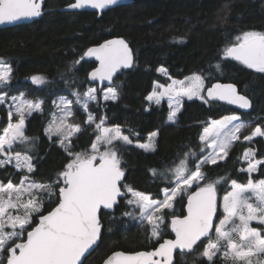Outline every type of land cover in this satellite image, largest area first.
Here are the masks:
<instances>
[{"label":"trees","instance_id":"obj_1","mask_svg":"<svg viewBox=\"0 0 264 264\" xmlns=\"http://www.w3.org/2000/svg\"><path fill=\"white\" fill-rule=\"evenodd\" d=\"M71 2L45 0L40 18L0 28V59L7 61L13 69L12 79L5 88L7 94L22 92L26 97L41 98L43 102L41 112H33L25 119V134L36 138L35 150L28 153L34 165L29 177L49 183L65 170L70 157L55 139L50 140L44 132L52 100L58 95L72 97L73 92H84L92 86L88 74L95 62L80 58L90 46L109 37L121 36L132 49L134 64L113 80L118 98L90 104L89 110L94 114L95 122L106 118L105 126L119 125L131 140L143 141L150 133H157L152 151L123 142L116 144L124 172L122 188L130 186L160 199L162 190L170 185L166 180L154 177L151 170H163L189 150L197 152L200 158L205 156L209 149L202 154L199 149L203 146L200 136L206 122L232 112L246 120L257 119L241 131L240 140L233 143L224 160L204 166L202 171L206 173V180L201 181L200 186L224 178L227 182L217 184L219 200L230 190L231 180L246 183L249 174L242 171L248 166V161L243 159L244 151L253 149V159H264L263 137L251 141L243 139L253 126L264 121V73L249 69L231 58H222V50L244 32L264 33V0H131L102 13L63 11L62 8ZM181 37L183 40L179 39ZM218 63L219 71L215 67ZM160 67L166 68L172 79L201 74L205 77V88L216 80L233 82L251 99L252 108L248 112H239L219 102L206 104L198 98H184L176 121L167 122V101L161 99L157 105L147 100L155 83L166 84L169 81L157 71ZM34 75L42 76L45 83H31L29 78ZM0 111L3 114L1 133L7 124V114L3 108ZM85 117L80 107H75L73 119L80 124L81 131L71 139L74 153H89L98 135L94 124L85 123ZM13 150L20 151L21 147L15 145ZM23 174L25 171L16 170L11 165L0 167V182L11 180L17 183ZM251 176L254 180L264 178L259 170ZM196 187L178 196L173 208L165 210L167 228L159 241L170 236V219L184 213L186 196ZM126 197L119 200L113 211H101L103 227L100 241L82 264H99L114 250H148L157 245L156 240L147 238L144 226L122 215L125 211H133L126 205ZM57 202L55 196L51 200L46 198L42 214ZM38 217V214L33 215L31 227ZM206 241L204 239L183 256L177 255L175 264H208L204 258L196 256ZM215 264L224 262L216 259Z\"/></svg>","mask_w":264,"mask_h":264},{"label":"snow or ice","instance_id":"obj_2","mask_svg":"<svg viewBox=\"0 0 264 264\" xmlns=\"http://www.w3.org/2000/svg\"><path fill=\"white\" fill-rule=\"evenodd\" d=\"M43 0H0V25L14 24L18 21L42 15ZM117 3V0H74L69 8L81 9L86 6L94 9H105ZM227 7V5H225ZM183 40V37L179 38ZM95 57L99 67L91 73V79L112 81L120 68L133 64L132 51L123 39L105 41L97 47L88 48L80 59ZM222 58L239 61L249 69L264 73V33L244 32L227 44L222 50ZM75 63H79L76 61ZM216 69L219 71L220 64ZM158 72L167 75V69L160 67ZM12 67L0 63V85H7L12 79ZM31 80L36 85L45 83L42 76L34 75ZM162 89V90H160ZM205 77L193 73L183 80L172 79L168 85L155 84L147 100L157 105L161 99L168 98L170 112L168 122H175L181 109V100L187 97L199 98L204 103L226 101L249 109L251 101L238 93L234 84L215 83L206 89ZM75 103L87 112L89 102L97 100V89L88 88L84 92H75ZM118 92L115 87L103 90L104 100H116ZM6 94H0V104L6 102ZM9 118L14 113L18 122H9L0 135V167L12 164L16 169L34 171L32 156L29 151L35 150V139L25 134V116L33 111H42V101H30L21 96L11 98ZM73 100L62 98L56 105L59 115L53 114L46 132L51 139L58 138L60 146L70 157L65 170L57 174L53 182L39 183L29 176L21 178L19 184L11 180L7 184L0 182V264H82L81 258L96 244L101 235L102 209H115L119 199L131 194L125 203L133 211L122 213L125 217L138 220L145 227L147 238L159 243L161 225L164 224L165 210L173 208L178 196L197 185L196 190L187 197V215L174 216L171 229L175 239H164L152 251L134 253L115 252L107 258L105 264H174V251L181 254L193 251L203 239H208L203 252L208 264H215L217 257L224 264H264V178L254 180L252 173L262 171L264 159H253V149H246L243 159L248 166L242 171L249 174L246 183L231 180V190L222 198V216H218L217 184L224 178H217L200 186L206 180L202 171L205 165L216 164L228 156L234 142L240 140V133L248 125L240 122L235 115L212 120L204 127L200 136L202 154L210 149L208 155L201 159L197 152L189 150L181 153L163 170L152 169L154 177L166 180L170 187L163 189V199H154L151 194L124 186L121 181L124 172L118 156L116 144L123 142L130 145L133 141L124 135L119 125L105 127L106 118H100L95 124L99 133L91 144V151L73 152L71 138L79 133V125L70 124L67 118L73 116ZM96 118L88 113L86 123H95ZM157 135L150 133V140ZM253 137H264V128L257 125L250 135L243 137L251 141ZM19 145L20 151H14ZM101 146L104 150L101 151ZM138 147L154 150L152 143L139 144ZM49 200L56 197V207L46 215L42 214L43 197ZM39 215L35 227L33 215ZM218 220V222H216ZM255 221L260 227H253ZM31 228V230H29ZM215 239H212V236Z\"/></svg>","mask_w":264,"mask_h":264},{"label":"rangeland","instance_id":"obj_3","mask_svg":"<svg viewBox=\"0 0 264 264\" xmlns=\"http://www.w3.org/2000/svg\"><path fill=\"white\" fill-rule=\"evenodd\" d=\"M0 63H7V64H9L7 61H5V60H2V59H0ZM10 65V64H9ZM161 73V72H160ZM163 76H165V77H167V78H169V81L166 83V84H161V83H158V84H160V85H168V84H170L171 83V80H172V78L171 77H169V75H168V73H167V75H165L164 73H161ZM184 79V78H183ZM183 79H176V80H183ZM29 81L31 82V83H33L32 82V80H31V78H29ZM34 84V83H33ZM155 84H157V83H155ZM36 85V84H35ZM42 85V84H41ZM205 85H206V83H205ZM6 86L7 85H0V94H6V96H7V99H6V102L4 103V104H0V108H3V109H5L6 110V114H7V124H6V126L8 125V123L9 122H11V123H16V122H18V120H19V117L17 116V115H15V109H14V107L13 108H11V110L13 111V113H14V115L11 117V118H9V115H8V113H9V110H10V105H12V100H11V98L13 97V96H23L25 99H27V100H30V101H42V99L41 98H36V99H31V98H29V97H26L22 92H18V93H15V94H12V95H9V94H7V92H6ZM108 87H114L113 85H110V86H105V87H103V88H98L97 86H95V85H92V86H90V87H88V88H96L97 89V100L96 101H90L89 102V106H90V104H93V103H96V102H98V101H100V102H105V101H108V100H104L103 99V90H105V89H107ZM87 88V89H88ZM160 90H162V89H160ZM73 93H75V92H73ZM73 93H72V97H69V96H65V95H58V96H56L53 100H52V110H51V112H50V116H49V120H48V122H47V124H46V126H45V130H44V132H45V134H46V136L49 138V134L46 132V129L49 127V124H50V122H51V119H52V116H53V114H57V115H59V110L57 109V107H56V105L60 102V100L62 99V98H65V99H69V100H73V107H72V110H73V113L75 114V107H77V106H79V105H77L76 103H75V96L73 95ZM152 93V92H151ZM204 94V93H203ZM205 95V94H204ZM184 98H187V97H184ZM183 98V99H184ZM193 98H197V97H193ZM162 99H164V100H166L167 101V103H168V105H169V102H168V98L167 97H164V98H162ZM183 99L181 100V107H182V101H183ZM199 99V98H198ZM150 103H153V104H155V102L154 101H150ZM80 107V106H79ZM81 109V108H80ZM181 110V109H180ZM81 111H83L84 113H85V123H86V121H87V116H88V113H91L93 116H94V114L88 109L87 110V112H85L84 110H82L81 109ZM33 112H41V111H33ZM32 112V113H33ZM169 112H170V108H169V111H168V115H169ZM31 113V114H32ZM74 114H73V116L72 117H69V118H67V122L68 123H70V124H75V125H79L80 126V124L78 123V122H76V121H74V119H73V117H74ZM168 115H167V117H168ZM232 115H235V116H237L238 118H239V121L240 122H244V123H246L247 125H249V124H251L252 122H254L257 118L255 117L254 119H251V120H246V119H244V118H242L241 116H240V114H238V113H235V112H232V113H228V114H225V115H223L222 117H220V118H218V119H209L207 122H206V124H205V127L206 126H208V124L212 121V120H219V119H222L223 117H225V116H232ZM30 115H27L26 114V116H25V119L27 118V117H29ZM166 121H167V119H166ZM168 122V121H167ZM96 123H99V121L98 122H95V123H93L94 125L96 124ZM170 123H174V122H170ZM87 124V123H86ZM87 125H89V124H87ZM259 125V124H258ZM261 125L263 126L264 125V121L261 123ZM261 125H259V126H261ZM5 126V127H6ZM105 126V125H104ZM257 125H255V126H253V128H252V130H251V132L255 129V127H256ZM105 127H113V126H105ZM81 128V127H80ZM121 130H122V132H123V129L121 128ZM251 132L250 133H248V134H246V135H250L251 134ZM153 133V132H152ZM78 134V133H77ZM77 134H75V135H73V137L74 136H76ZM99 134V133H98ZM123 134L124 135H127L126 133H124L123 132ZM202 134H203V131H202ZM0 135H3V130H2V132L0 133ZM245 135V136H246ZM72 137V138H73ZM71 138V139H72ZM254 138H256V137H253V139ZM264 138V137H263ZM50 139V138H49ZM52 139H55V141H56V143L60 146V144H59V142H58V138L55 136V135H53L52 136V138L50 139V140H52ZM96 139V138H95ZM133 141V145H135V146H137V145H139V144H147V143H152L153 144V146L155 147V141H156V136L155 137H152L151 138V140H150V134L149 135H147L146 137H145V139L143 140V141H139V140H132ZM94 142H95V140H94ZM102 147L103 146H101V148H100V150L102 149ZM138 147V146H137ZM140 148V147H139ZM142 149V148H141ZM90 151H91V147H90V149H89ZM144 150V149H143ZM90 151H89V153H90ZM102 151V150H101ZM146 151V150H145ZM209 151H210V149H209ZM208 151V152H209ZM206 155H208V153L206 154ZM205 155V156H206ZM4 157H3V154H0V159H3ZM203 158V157H202ZM201 158V159H202ZM224 160V159H223ZM218 161H222V160H218ZM217 161V162H218ZM14 161H13V163L12 164H8V165H11V166H13L14 167ZM15 168V167H14ZM16 169V168H15ZM16 170H19V171H25V174H23L22 176H21V178L22 177H24V176H29L28 175V172H27V169L25 168V169H16ZM21 178H20V180H21ZM31 179V178H30ZM20 180H19V182H20ZM31 180H33V179H31ZM19 182H17V183H13V184H19ZM37 182V181H36ZM8 183V182H7ZM7 183H5V184H7ZM39 183H41V182H39ZM197 185H193V187H196ZM192 187V188H193ZM123 190L125 191V188H123ZM230 190H231V187H230ZM229 190V191H230ZM126 196H128V197H126V199H131L132 197H131V194L129 193V194H127ZM46 198H48L47 196H44L43 197V201L46 199ZM222 198L223 197H221L219 200H217V204H218V212H219V216H222ZM160 199H163V190H162V193H161V198ZM174 203V202H173ZM137 222L139 223V221L137 220ZM216 222H218V220L216 221ZM166 220H165V218H164V224H162L161 225V238H162V235L166 232ZM252 226L253 227H260L258 224H257V222H255V221H253L252 222ZM212 239H215V236H214V234H213V236H212ZM209 241H208V239H207V241L205 242V244H204V247H205V245L208 243ZM203 250H204V248H203ZM203 250L200 252V253H198V254H196V256L197 257H199V258H204V257H202L200 254L203 252ZM183 256V255H182ZM205 260H206V258H204ZM216 259H220L221 261H223V259L222 258H219V257H217ZM207 261V260H206ZM224 262V261H223Z\"/></svg>","mask_w":264,"mask_h":264},{"label":"water","instance_id":"obj_4","mask_svg":"<svg viewBox=\"0 0 264 264\" xmlns=\"http://www.w3.org/2000/svg\"><path fill=\"white\" fill-rule=\"evenodd\" d=\"M44 1L45 0H43V3H42V14H43V4H44ZM74 2V0H72V2L71 3H73ZM131 2V0H117V3L116 4H114V5H110V6H108L107 8H105V9H94V8H91V7H88V6H86L85 8H81V9H73V8H69V7H67V5L66 6H64L63 8H62V10L63 11H91V12H96V13H102V12H104V11H106L107 9H110V8H113V7H115V6H118V5H121V4H127V3H130ZM69 5V4H68ZM42 16V15H41ZM41 16H39V17H33V18H29V19H25V20H21V21H18V22H16V23H14V24H2V25H0V28H4V27H11V26H16V25H20V24H24V23H29V22H31V21H33V20H36V19H38V18H40ZM114 39H123V40H125L123 37H121V36H113V37H109V38H107V39H104L103 41H101L100 43H97V44H94V45H92V46H90L89 48H92V47H97V46H99L100 44H103L105 41H108V40H114ZM125 42L128 44V42L125 40ZM128 46H129V44H128ZM129 48L131 49V47L129 46ZM88 49V48H87ZM87 51V50H86ZM85 51V52H86ZM131 51H132V49H131ZM84 52V53H85ZM84 56V55H83ZM132 57H133V64H134V55H133V52H132ZM86 59H89V60H92V61H94L95 62V66H94V68H92L91 70H90V72H89V74H88V78H89V81L93 84V85H95V86H97L98 88H103V87H105V86H110V85H112V83H113V80L115 79V77L122 71V70H124V69H127V68H120V69H118L117 70V72L114 74V76H113V80L112 81H107V80H105V81H101V80H99V78H97L96 80H92L91 79V76H90V73L94 70V69H96V68H98L99 67V61L95 58V57H85ZM239 62V61H238ZM132 64V65H133ZM128 68H130V67H128ZM215 83H221V84H234L235 86H236V89H237V91H238V93L239 94H241V95H244V96H246L250 101H251V99L247 96V95H245L244 93H242L240 90H239V88H238V86L235 84V83H233V82H229V81H219V80H216V81H213L210 85H208L206 88H205V92H204V94L206 95V89L208 88V87H211V85L212 84H215ZM212 102H219V103H222V104H226V105H228V106H230L231 108H233V109H235V110H237V111H239V112H248V111H250V109L252 108V101H251V107L249 108V109H241V108H239V106L238 105H232V104H229V103H227L226 101H212ZM2 121H3V114H2V112L0 111V124L2 123ZM123 179H124V177L122 178V181H123ZM121 181V182H122ZM196 189H194V190H192L191 192H193V191H195ZM122 191H124L123 190V188H122ZM191 192L189 193V194H191ZM188 194V195H189ZM188 195L186 196V199H185V203H184V213L182 214V215H180L179 217H183V216H186L187 215V197H188ZM120 200V199H119ZM58 203V202H57ZM56 203V204H57ZM56 204L49 210V211H51L53 208H55L56 207ZM102 210H104V211H107V212H111V211H113L114 209H102ZM101 210V211H102ZM49 211H47L46 213H44L45 215L49 212ZM171 220H172V218L170 219V225H169V229H170V233H171V236L170 237H165L164 239H175V233L172 231V229H171ZM39 222V217H38V219H37V222H36V224ZM36 224L33 226V227H35L36 226ZM102 227H103V224H102ZM29 230H31V229H29ZM101 234H102V230H101ZM100 238H101V235H100V237L98 238V240H97V242H96V244L95 245H93L89 250H88V252H86L85 253V255L81 258V260H82V263H83V261H84V259L96 248V246L98 245V243H99V241H100ZM163 239V240H164ZM163 240L162 241H160L159 243H162L163 242ZM204 240V239H203ZM159 243L157 244V246L156 247H154V248H152V249H149V250H146V249H141V250H137V251H124V250H115V251H112L110 254H108L104 259H103V261L100 263V264H105V261L107 260V258L109 257V256H111L113 253H115V252H125V253H134V252H138V251H152V250H154L155 248H157L158 246H159ZM177 253H181L180 252V250H175L174 251V264H175V260H176V258H175V256H176V254ZM188 253V252H187Z\"/></svg>","mask_w":264,"mask_h":264},{"label":"flooded vegetation","instance_id":"obj_5","mask_svg":"<svg viewBox=\"0 0 264 264\" xmlns=\"http://www.w3.org/2000/svg\"><path fill=\"white\" fill-rule=\"evenodd\" d=\"M169 225H170V223H169ZM169 233H170V229H169ZM170 236H171V233H170ZM170 236H166V237H170ZM164 238H165V237H164ZM164 238H163V239H164ZM163 239H162V240H163ZM162 240H161V241H162ZM159 242H160V241H159ZM157 244H158V243H157ZM156 246H157V245H156ZM156 246H155V247H156ZM151 249H152V248H151ZM148 250H149V249H148ZM114 251H115V250H114ZM135 251H137V250H135ZM110 253H111V252H110ZM110 253H109V254H110ZM179 254L182 255L181 253H177L176 256H175V258H176L177 255H179ZM185 254H186V253H185ZM102 261H103V260H102ZM102 261H101V262H102ZM101 262H100V263H101ZM175 262H176V260H175ZM100 263H99V264H100Z\"/></svg>","mask_w":264,"mask_h":264}]
</instances>
